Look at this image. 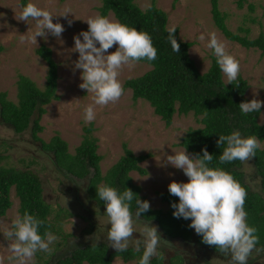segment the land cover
I'll return each instance as SVG.
<instances>
[{
    "label": "rangeland",
    "instance_id": "rangeland-1",
    "mask_svg": "<svg viewBox=\"0 0 264 264\" xmlns=\"http://www.w3.org/2000/svg\"><path fill=\"white\" fill-rule=\"evenodd\" d=\"M29 1L40 8L49 10L53 15H59L65 7H70L72 14H69L67 19L53 17L54 23L58 19L65 28L60 38L48 34L46 40L37 37V45L27 41L21 43L20 36L30 37L35 31V23L29 21L28 24L16 19L21 12L19 0H0V45L3 47L0 52V91H5L8 99L16 101V84L20 74L35 81L38 87H43L47 65L36 54V49L41 44L49 46L57 63L59 79L56 93L59 99L46 106V113L40 120L43 130L38 133V136L44 142H49L51 137L58 133L68 143L69 151L74 153L83 139V127L92 123L94 130L91 133L98 139L97 153L102 156L100 161L102 173L122 155L123 143H127L136 155L150 153V157L140 164L147 169V174L141 175L136 171H131L129 174L133 183L140 187V193L147 196L151 208L167 210L169 206L161 200L160 193L168 191V185L173 180L188 181L182 170L167 163V155H174V152L184 150L179 142L186 130L202 125L192 113H188L187 115L175 114L172 123L166 126L154 113L148 101L140 98L134 102L132 91L128 88H124V94L118 102L107 106L95 105L93 94L79 87L82 83L81 70L74 67L79 53L73 49V37L82 30H88L84 20L99 14L98 8L101 1ZM135 2L142 10L154 2L157 7L167 13V28L175 27L181 39L193 42L189 54L200 72L207 71L211 64L212 49L206 45L209 34L215 32L218 39L226 44L227 51L240 63L239 74L248 82L245 94L247 101L253 98L264 101V56L257 48H245L225 38L213 23L210 0H135ZM217 3L219 10L226 14L225 25L229 30L238 32L240 35L246 34L250 39L256 38L260 32L264 33V0H244L242 7L237 5V0H217ZM249 4L253 5V9H250ZM107 16L116 20L111 12ZM69 19L72 20L71 26L67 22ZM239 27L247 28L249 32L239 31ZM201 34L206 37L204 41L198 38ZM116 47L114 45L109 51H115ZM150 68L151 66L144 62H138L131 68L125 66L119 77L122 86L125 80L142 75ZM222 79L227 82L223 73ZM88 105H93L95 110V119L91 122L84 120V108ZM261 109L258 121L264 123V106ZM3 141H7L9 147L4 146ZM260 144L264 147V141H260ZM0 154L7 156L6 165L22 170L29 169L38 175L42 184L43 198L54 213L61 209L74 214L70 218H63V213H60L56 219L52 212L51 217L57 229V233L53 234L58 237V240L50 246L51 252L38 251L34 262L43 263L44 259L53 260L54 256L68 254L69 250L75 246L74 243L88 244L102 241L109 246L107 231L110 225L105 214L106 208L98 206L87 198V179H75L71 174L57 170L52 163L53 155L44 153L40 149L39 141L34 140L28 131L17 134L11 126L1 122ZM32 159L34 162L30 164ZM252 165V161L249 160L243 163L242 168L247 181L255 187L259 180L254 174ZM10 199L11 208L0 217V258H3V264H9L7 257L10 253L7 249L8 241L5 240L2 232L19 214V200L14 188H11ZM83 216L85 218H82ZM57 220L61 221L57 222ZM144 224H146L144 221L134 219L135 232L133 239L129 241V247L136 248L135 239L141 238L140 233ZM148 224L157 227L155 222H148ZM157 229L161 237L157 252L159 250L167 259V252L171 251L169 258H173L176 255L175 252L180 251L177 246L179 243L164 237L161 230L158 227ZM141 247L144 248L143 243ZM109 248L115 250L110 246ZM218 255L209 256L206 262L229 264L230 259H226L229 257ZM177 258L173 259V263L179 264L177 260L181 257L177 255ZM182 262L183 264H205L197 263L192 259L188 263L181 260ZM112 264H135V261L124 262L120 257H116Z\"/></svg>",
    "mask_w": 264,
    "mask_h": 264
},
{
    "label": "trees",
    "instance_id": "trees-1",
    "mask_svg": "<svg viewBox=\"0 0 264 264\" xmlns=\"http://www.w3.org/2000/svg\"><path fill=\"white\" fill-rule=\"evenodd\" d=\"M100 1L99 14L107 16L111 12L121 23L149 33L153 46L157 49L156 60L139 61L147 63L151 68L142 75L125 80L123 88L132 91L134 102L140 98L148 101L154 113L166 126L172 123L175 114L192 113L197 118L202 126L188 128L181 137L179 145L186 148L191 155L202 156V149L206 148L214 157L210 167L223 168L245 187L247 197L244 208L248 213L247 222L257 229L256 235L259 237L257 247L264 246V147L257 149L256 156L251 159L254 174L259 180L254 187L247 181L242 162L237 160L219 164V155L223 149L218 148L216 143L219 135H228L232 131H239L243 137L251 135L256 136L259 142L264 141V123L258 121L262 109L260 112L245 115L238 106L241 102L247 101L245 95L248 89L247 80L239 74L237 81L232 84L224 82L213 50L209 68L205 72H200L189 54L193 42L181 39L178 29L174 36L180 45V51L174 52L167 39V13L157 7L154 2L150 7L142 10L135 0ZM29 2V0H19L20 5H26ZM210 2L213 23L225 38L245 48H257L264 56V33L260 32L256 38L250 39L246 34L240 35L238 32L229 30L225 25L226 14L219 10L217 0H210ZM243 2L244 0H237V5L242 7ZM249 6L253 9L252 4ZM239 31L247 33L249 29L239 27ZM2 50L3 47L0 45V52ZM36 54L47 65L43 87H38L35 81L20 74L16 84V101L8 99L5 91H0V122L10 125L17 134L28 131L34 140L39 141L43 150L53 155L52 163L57 170L65 171L75 179H87V198L98 206L105 207L96 189L101 184L114 187L121 193L129 188L137 195L136 199L149 202L147 196L140 193V187L133 183L129 173L136 171L141 175L147 174V169L140 164L150 157V153L136 155L127 143H123L122 155L102 173L100 168L102 156L97 153L98 139L91 133L94 130L92 123L83 127V139L74 153L69 151L68 143L58 133L51 137L49 142H44L38 136V133L43 130L40 120L46 113V106L59 99L56 93L59 75L57 63L49 46L39 45ZM2 144L9 147L7 141H3ZM6 160L7 156L0 154V217L4 216L12 206L10 191L14 188L19 200V215L27 211L42 219L45 224L40 229L41 234L45 228L52 233H57L54 219L52 220L51 217L54 211L43 198L42 184L38 175L29 169L22 170L6 165ZM33 162L34 159L30 160V164ZM160 197L169 208L163 210L150 207L149 211L141 214L140 220L145 223L155 222L162 235L169 239H190L194 234V229L189 227L191 220L173 216L174 209L171 204L178 203V197L171 195L168 191L160 193ZM131 211L133 214L137 211L135 199L132 201ZM60 213H63V218L74 216L73 213L60 209L54 213L56 219ZM197 239L200 244L206 245L202 242L200 235ZM74 244L75 246L69 250L68 254L54 256L53 260L44 259L43 263L35 262V264H112L116 257H120L124 262L134 260L135 264H139L144 249L141 247L140 252H137L133 247H128L126 252L118 253L116 250H110L109 246L102 241ZM206 246L215 252L218 251L215 246ZM177 255L181 257L177 253L170 258L172 263ZM38 256L40 257V254ZM165 258L166 256L158 250V254L150 259V264H165L167 260ZM181 260L183 259L177 260L179 264Z\"/></svg>",
    "mask_w": 264,
    "mask_h": 264
},
{
    "label": "clouds",
    "instance_id": "clouds-1",
    "mask_svg": "<svg viewBox=\"0 0 264 264\" xmlns=\"http://www.w3.org/2000/svg\"><path fill=\"white\" fill-rule=\"evenodd\" d=\"M20 8L21 12L16 19L28 24L29 21L35 23L32 35H21L20 42L27 41L36 45L37 37L46 40L47 35L51 34L60 38L65 28L58 19L54 23L53 17L67 19L69 14H72V9L65 7L59 15H53L49 10L31 2L20 5ZM84 21L88 30H82L73 37V49L79 53L74 62L75 69L81 70L82 83L79 87L93 94L95 105L107 106L118 102L124 94L119 79L122 69L125 66L131 68L141 60H156L157 49L153 46L149 33L139 31L119 20L95 14ZM67 22L69 26L72 25V20ZM175 31V27L168 28L167 39L172 50L179 53L180 45L174 36ZM198 38L201 41L206 39L203 34ZM114 45L117 46L116 50L110 52ZM206 46L213 50L216 63L226 77L227 84L237 81L240 63L227 51L226 44L218 39L215 32L209 34ZM238 106L242 114L246 115L260 112L264 101L253 98L241 102ZM94 119V107L88 105L84 108V120L91 122ZM216 143L218 148L223 149L219 155V164L237 160L247 163L256 156L257 149L261 148L256 136L243 137L239 131L219 135ZM202 153V156L190 155L185 148L174 152V155H167V163L182 170L188 178L187 182L173 180L168 185L169 193L179 200L178 203L171 204L174 209L173 216L190 219L189 227L202 237L204 244L215 246L224 256L230 257L229 264H248L253 253L257 256L264 254V246L257 247V229L247 222L248 213L244 208L247 190L230 172L221 167H210L214 157L206 148L202 149ZM96 189L99 199L105 205V214L110 225L107 231L109 246L118 253L126 252L135 232L134 219L140 220L141 214L150 210V203L136 199L137 195L129 188L121 193L114 187L101 184ZM134 199L137 206L135 214L131 211ZM44 224L42 219L26 211L23 215L17 214L10 226L4 228L2 233L8 241L9 264H35L34 257L38 251L51 252L50 246L58 237L47 228L41 234L40 229ZM140 237L135 239L137 252L141 250V243L144 245L139 264H150V259L158 254L161 240L157 227L144 224ZM0 264H3V258H0Z\"/></svg>",
    "mask_w": 264,
    "mask_h": 264
},
{
    "label": "flooded vegetation",
    "instance_id": "flooded-vegetation-1",
    "mask_svg": "<svg viewBox=\"0 0 264 264\" xmlns=\"http://www.w3.org/2000/svg\"><path fill=\"white\" fill-rule=\"evenodd\" d=\"M40 149L44 153L48 154L47 151L42 149L41 144H40ZM197 237H198V234H196L194 230V234L188 240H183L181 238H174V239L172 238V240H175V242L179 243L177 244V246L180 249V251L177 250V252L175 253L176 254L179 253L184 262L188 263V261L192 259L196 261L197 263L202 262V263L208 264V262L206 261L209 258V256H215L217 254H219L218 256H222V257L224 256L222 253L218 251L215 252L209 247H207L206 245L200 244L198 242ZM171 253H172L171 251L170 253L167 252V260H165V264H173L171 262V259L169 258V254ZM226 259H230V257ZM248 264H264V254L257 256L255 253H253V256L250 257L248 260Z\"/></svg>",
    "mask_w": 264,
    "mask_h": 264
}]
</instances>
